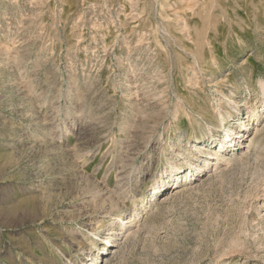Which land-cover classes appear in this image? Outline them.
<instances>
[{
  "label": "rangeland",
  "instance_id": "374dc122",
  "mask_svg": "<svg viewBox=\"0 0 264 264\" xmlns=\"http://www.w3.org/2000/svg\"><path fill=\"white\" fill-rule=\"evenodd\" d=\"M105 261L264 264V0H0V264Z\"/></svg>",
  "mask_w": 264,
  "mask_h": 264
},
{
  "label": "bare ground",
  "instance_id": "6f19581e",
  "mask_svg": "<svg viewBox=\"0 0 264 264\" xmlns=\"http://www.w3.org/2000/svg\"><path fill=\"white\" fill-rule=\"evenodd\" d=\"M67 112V111H66ZM250 112H252V116H254V115H256L257 113H260V112H263V110H262V108H259V107H253V108H251L250 109ZM251 116V117H252ZM220 119H221V121L223 122V126H224V132H225V134H224V137L219 141L220 142V145H221V150H222V152H220V151H216V150H214V151H216V153L214 154V155H216V157H217V160H221V159H223V158H225V153H226V151L228 150V149H230V148H235L236 146H237V141L239 140V138H241L242 136L245 138L248 134H247V132H248V130H249V126L248 125H246V123L244 124V123H242V124H244L242 127H244L245 129L241 132H235V130H234V127H230V126H227V125H225V122H226V119L224 118V116H223V114L222 113H220ZM250 118V117H249ZM258 130V129H257ZM260 130V129H259ZM250 138V144H249V148H251V146L254 144V142H255V140H254V138H251V137H249ZM214 140H215V137L213 138ZM212 139V140H213ZM226 145V146H225ZM240 145V144H239ZM236 150H238V149H236ZM201 154H202V157L205 155V152H200ZM202 157H196V162L197 161H199ZM236 157V156H235ZM208 159H206V160H204L203 162H204V164H207L208 163ZM187 162L189 163L190 162V160L188 159L187 160ZM192 166H194V165H192ZM197 169H198V172H200V171H202L203 170V166H198L197 167ZM177 171L179 172L178 174H175L174 175V180H173V185H175V184H179V183H182V181H183V178L186 180V181H188V179L189 180H191V178L194 176V172L193 171H191L190 172V174H187L185 171L183 172V169H182V167H179V168H177ZM186 173V174H185ZM182 174H184V175H182ZM182 175V176H181ZM179 176H181V177H179ZM181 179V180H180ZM162 184V185H161ZM160 185H158L156 188H155V192H156V190L157 191H159V192H162V189H163V186H165V181H163L162 183H161ZM153 194V191H152V193H151V195ZM122 215H123V213H121V214H119V215H117V216H115L114 217V219L116 220V222H118V221H122V226L123 227H125V226H127L128 225V223H130L131 221H128V222H126V223H124V219L122 218ZM111 238H106V239H104V243H102V248L100 249V254H101V257L102 258H105L106 256H105V254L110 250V248H113L112 246H113V244H112V241L110 240ZM108 244L110 245L109 247H108ZM96 243L94 244V248L96 247ZM114 250V249H113ZM116 252V251H115ZM109 255H111V253H109L107 256H109ZM88 260H89V258H88ZM104 261L102 260V263H103ZM105 264H110L109 262H107V261H105Z\"/></svg>",
  "mask_w": 264,
  "mask_h": 264
}]
</instances>
